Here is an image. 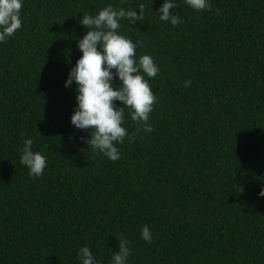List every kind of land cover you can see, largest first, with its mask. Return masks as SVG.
Masks as SVG:
<instances>
[{"label":"trees","instance_id":"16d2710c","mask_svg":"<svg viewBox=\"0 0 264 264\" xmlns=\"http://www.w3.org/2000/svg\"><path fill=\"white\" fill-rule=\"evenodd\" d=\"M172 2L175 27L156 14L164 0H22L21 28L0 42V264H81L85 246L112 264L116 237L127 264H264V0ZM109 4L144 5L118 33L160 68L145 75L154 131L117 145L115 162L81 141L65 87L82 15ZM121 126L135 132L127 111ZM26 139L46 159L37 179L20 163Z\"/></svg>","mask_w":264,"mask_h":264},{"label":"clouds","instance_id":"9594fccd","mask_svg":"<svg viewBox=\"0 0 264 264\" xmlns=\"http://www.w3.org/2000/svg\"><path fill=\"white\" fill-rule=\"evenodd\" d=\"M185 3L197 12L212 9L208 0H185ZM177 7L172 0H164L156 14L161 21L175 27L183 23L177 13L170 12ZM21 8L22 0H0V42L7 43L21 28ZM144 12L143 4L139 5V15L135 10L114 8L109 4L95 15L84 13L79 22L87 29V34L77 39L82 56L70 69L65 84L66 88L76 84L77 107L71 116V125L88 133L81 141L89 150L113 162L121 158L117 145L123 144L126 138L134 142L141 131L145 134L154 131L149 117L158 98L145 75L155 78L160 68L148 55L141 56L138 61L134 59L138 45L118 33L121 21L128 25L142 23ZM117 78L120 84L114 87L113 81ZM191 83V80L185 81L184 87H190ZM117 101L122 107L116 105ZM125 111L136 124L133 133L121 126ZM33 143L32 139L23 141L20 163L28 169L30 177L37 179L44 174L46 159L40 152L33 151ZM259 196L264 197V189ZM116 239L118 251L112 256V264H127L132 254L129 241L123 237ZM141 239L152 243V233L147 226L141 230ZM78 258L81 264H98L96 255L87 246L79 250Z\"/></svg>","mask_w":264,"mask_h":264}]
</instances>
